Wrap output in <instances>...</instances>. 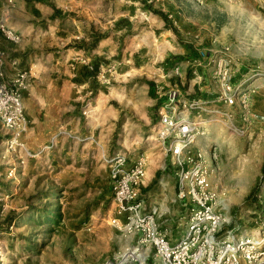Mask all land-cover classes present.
Returning <instances> with one entry per match:
<instances>
[{"label": "rangeland", "instance_id": "rangeland-1", "mask_svg": "<svg viewBox=\"0 0 264 264\" xmlns=\"http://www.w3.org/2000/svg\"><path fill=\"white\" fill-rule=\"evenodd\" d=\"M44 1L0 0V20L22 38L40 39L30 54L81 48L85 57L95 35L110 36L107 48H112L98 74L106 93L96 100L88 95L91 103L81 115L91 121L80 120L78 130L62 142L64 150L54 145L53 137L39 144L27 128L25 149L4 154L6 134L0 124V264H161L139 234L111 223L107 159L119 152L127 154L128 163L146 157L147 180L141 187L146 188L140 197L146 210L155 206L166 212L167 220L159 222L162 229H174L181 206L173 200L175 191L169 186L175 177L155 137L156 98L162 104L163 92L176 84L185 100L215 99L219 83L214 72L226 60L233 72L231 83L252 90L251 108L264 114V0ZM34 5L59 8L58 20L39 21L35 30H27L26 24L39 18ZM7 7L12 13H6ZM151 9L167 13L176 31L166 28ZM0 38L4 61L14 74L11 59L18 58L15 53L25 44L12 43L2 34ZM147 80L158 86L157 96L148 94ZM110 105L116 118L106 113ZM210 108L201 117L189 115L199 119L204 131L195 148L207 153L217 148L211 180L225 192L223 229L245 235L258 226L264 211V123L247 124L238 105L214 101ZM150 170L161 174L148 186Z\"/></svg>", "mask_w": 264, "mask_h": 264}, {"label": "built area", "instance_id": "built-area-1", "mask_svg": "<svg viewBox=\"0 0 264 264\" xmlns=\"http://www.w3.org/2000/svg\"><path fill=\"white\" fill-rule=\"evenodd\" d=\"M0 32L12 43L22 40L21 34L1 20ZM5 57V51L0 48V124L6 134L4 154L14 155L25 149L22 136L28 125L22 91L28 86L29 72L19 68V61L12 58L16 72L10 83H6ZM79 60L91 68L86 58ZM196 64H200L199 61ZM192 72L200 78L196 69ZM214 73L219 83L215 99L185 100L179 87L173 84L163 92L165 101L159 107V118L154 125L155 137L176 181L174 201L180 203L179 225L184 229L179 238L171 241L167 230L160 227V220H167L166 212L155 206L146 210L140 198L141 187L146 181V157L141 155L128 163L127 154L119 152L107 159L112 182L111 223L126 232L139 234L142 242L153 247L161 264H264V211L258 226L248 234L237 235L232 229H223L225 192L211 180L217 148L210 149V153L195 148L197 136L204 131L199 127V119L189 117L191 112L201 117L202 113L213 111L210 103L214 101L226 107L238 105L247 124L264 123V114L251 108L249 92L252 90L231 83L233 72L226 60L218 63ZM221 113L231 116L227 111ZM261 136L264 138V130Z\"/></svg>", "mask_w": 264, "mask_h": 264}, {"label": "crops", "instance_id": "crops-1", "mask_svg": "<svg viewBox=\"0 0 264 264\" xmlns=\"http://www.w3.org/2000/svg\"><path fill=\"white\" fill-rule=\"evenodd\" d=\"M33 10L38 11L39 18H35L31 23H27V30H35V28L38 27V24H44L43 20L51 21L50 18H52L53 22L58 20V16L53 17L54 10L52 8L47 6L42 8L34 5ZM11 11H13V8H6V13H10ZM39 21L41 22L38 23ZM0 34L2 33L0 32ZM108 38H110V36L99 40L94 48L87 49L86 51H90L91 53L84 57L88 60L90 65L93 62L99 63L98 74L103 71L104 66L106 65L103 59L107 57L104 54L107 49L112 48V46L107 48V45L110 42ZM45 40V37L42 38L41 44H43ZM17 44L19 46L25 44L24 49L21 50V47H19L20 49L15 54L18 56L16 59L19 61V64L20 62L22 64H27V68H21L26 69L29 72L27 77L28 86L22 91L24 114L28 125V136L40 139L39 144L41 145H44L46 142H51L50 140L53 137L54 145L58 147L59 150H64L65 148L62 146V142L66 140L67 137L73 136L78 130L80 120L83 119L85 124H88V122L91 121L88 120L87 117L81 115V110H83L84 106L91 103L90 97L88 96L91 94L89 80L75 82L72 79L73 76L78 73L79 67L86 65L79 60L80 58H83L81 54L85 51L81 50V48H71L62 52L59 50H51L50 52L39 51L38 53L35 52L34 54H30L31 46H37V44H40V39H37L36 41L34 35L28 38L23 37L21 42ZM27 56H29V61L26 60ZM71 64H74L73 71L71 69ZM3 69L4 80L7 79V81H10L14 74L10 72V67L7 65L6 61L3 63ZM98 74L97 80L99 81ZM99 83L102 84L100 81ZM102 95H104V92L98 90L91 99L96 100V97L100 98ZM159 107L157 108V115ZM98 110L100 112L104 111L103 102H101V106ZM114 112L115 109L110 105L107 108L106 113L108 116L109 114H113V118H116L114 117ZM155 172L156 170L148 171L150 178H154ZM152 180L153 179H151V181ZM151 181L148 186L153 183H151ZM175 186L176 181L174 185L169 186V189H174L176 192ZM145 188L146 187L141 188V192L142 190H145ZM179 226V223H177L174 229H169V225H165L164 228L167 230L171 241L176 240L182 233L183 227L179 229Z\"/></svg>", "mask_w": 264, "mask_h": 264}, {"label": "trees", "instance_id": "trees-1", "mask_svg": "<svg viewBox=\"0 0 264 264\" xmlns=\"http://www.w3.org/2000/svg\"><path fill=\"white\" fill-rule=\"evenodd\" d=\"M27 3H33V2H45L44 0H25ZM53 17L54 16H58V14L61 12L59 8L53 6ZM151 11L155 14H158L164 21V26L166 28H170L173 31H176L175 28L172 26V22L168 17L167 13H164L161 10H156V9H151ZM35 13H38L37 10H35ZM102 38H104V35H95L93 40L90 42L89 46L86 49H92L96 46V44L98 43L99 40H101ZM182 44L184 43V41H180ZM177 56V55H174ZM164 61H167V58L164 59ZM99 71V63L98 62H93L91 64V68H89L87 65H82L79 67L78 69V73L75 74L73 76V80L75 82H84L89 80V87L91 90V94L94 95L98 90H101L102 92L106 93V88L105 86L101 85L99 83V81L97 80V74ZM146 84L148 85V94L151 97H155L156 95V88H155V83L153 81H145ZM116 104V103H113ZM161 105V102L159 101L158 98H156V103L154 105V108L157 109L159 106ZM167 168H170L169 165H166ZM161 174L160 170H157L155 172V176L153 178V180L151 181L154 182L156 180V178ZM254 189L250 191L249 193V197H251L253 199V194H254ZM255 200V199H254ZM6 218H8V222H10V219L8 216H6ZM57 221V220H55Z\"/></svg>", "mask_w": 264, "mask_h": 264}]
</instances>
